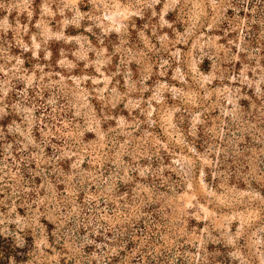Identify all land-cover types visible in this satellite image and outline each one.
Returning a JSON list of instances; mask_svg holds the SVG:
<instances>
[{"label": "rangeland", "instance_id": "obj_1", "mask_svg": "<svg viewBox=\"0 0 264 264\" xmlns=\"http://www.w3.org/2000/svg\"><path fill=\"white\" fill-rule=\"evenodd\" d=\"M226 9L224 0H0V243L21 258L1 264H137L146 243L125 251L127 231L101 203L120 181L140 193L162 156L168 175L200 169L166 194L167 243L140 264H176L177 244L188 264L203 255L264 264V194L205 181L239 98L222 66ZM207 123L213 143L198 152L193 138Z\"/></svg>", "mask_w": 264, "mask_h": 264}, {"label": "trees", "instance_id": "obj_2", "mask_svg": "<svg viewBox=\"0 0 264 264\" xmlns=\"http://www.w3.org/2000/svg\"><path fill=\"white\" fill-rule=\"evenodd\" d=\"M220 1V0H217ZM227 9L219 35L220 43L228 52L223 69L225 79L235 78L233 86L238 88L233 91L239 97L235 107H231V114L223 118L226 137L216 143L223 148L218 156V164L214 169L204 171L205 181L211 188L219 190L223 186L236 188H250L264 194V0H224ZM224 53L219 57H224ZM225 58V57H224ZM224 60V59H223ZM212 61L206 58L201 65L204 72H209ZM196 138H193L194 148L201 152L211 143L210 124H200L197 127ZM231 141V142H230ZM165 156L154 159L147 178L139 179L140 193L137 194L133 185L120 181L117 184L114 200L102 205L108 206L106 217L112 219L121 228L127 231L125 251L134 252L138 243H146L137 250V264L142 256H147L149 263L157 248L164 246L166 236L169 234V212L165 208L166 194L179 191L185 185V179L193 177L199 172V166L190 169L188 174L168 175L161 167L164 165ZM129 162V161H128ZM163 164V165H162ZM200 164V163H199ZM162 165V166H161ZM257 172L253 174V170ZM137 171L131 172L136 177ZM79 198L84 197V192L79 193ZM64 208L65 205H63ZM105 213V212H103ZM87 214V213H86ZM86 218H83V220ZM101 225L106 226L103 218H97ZM106 236L112 235L111 228H106ZM104 232H101V234ZM123 234V232L121 233ZM103 236V235H101ZM98 236V239H103ZM123 237V236H122ZM264 241V237H263ZM117 243L122 239H117ZM107 245L109 242H105ZM112 245V244H110ZM31 246V245H30ZM19 248L13 245L4 246L0 243V264L5 260L21 262L18 256ZM30 251V250H29ZM28 250L26 253H30ZM178 252L176 264L185 262L183 249L180 244L175 246ZM120 255H125L123 250ZM199 264H213V257L202 256ZM108 264H124L119 256L108 257ZM157 260V257H156ZM154 262V261H153Z\"/></svg>", "mask_w": 264, "mask_h": 264}]
</instances>
